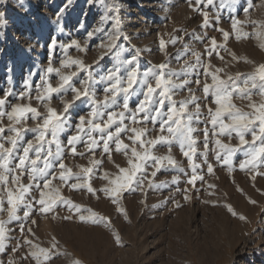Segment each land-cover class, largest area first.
<instances>
[{
	"label": "rangeland",
	"instance_id": "rangeland-1",
	"mask_svg": "<svg viewBox=\"0 0 264 264\" xmlns=\"http://www.w3.org/2000/svg\"><path fill=\"white\" fill-rule=\"evenodd\" d=\"M249 4L252 7L249 8L248 18L264 21V0H211V3L208 0H201L200 3L197 0H0V13L4 14L0 16V98L6 92H15L18 96L25 90L26 84H31L32 94L35 95L34 90L37 85H41V78L46 74L49 61H53L54 67L60 66L64 52L59 45L69 43L72 39L88 45L86 55L74 48L69 53L73 57L82 56L85 63L91 65L88 72L80 73L79 80L86 79L91 73L90 88L98 100H103V89L109 83L102 81L101 77L106 76L114 67H119L118 75L126 78L127 65L122 62L130 59L136 49H141L138 57L140 73L147 71L152 65L165 62V54L159 49L161 36L165 41L170 37L179 38L176 44H168L166 51L168 68L180 72L185 61L195 64L192 51L205 53V45L209 43L210 37L222 42L223 36L218 29L230 30L233 19L244 20V9ZM202 12L208 14L209 24L206 27L203 25ZM117 22L123 33L117 40L119 47L98 63H93L100 53L107 52L106 48L98 46L108 42L109 33ZM242 27L249 33L254 31L251 24ZM25 31H30V41L21 38ZM89 33L93 35L89 37ZM53 41L57 45L55 49L51 47ZM259 44L260 41L254 35L237 40L233 34L227 42L228 49L255 63L231 61L226 71L233 74L238 71L251 72L256 64L264 63V49ZM185 45L188 46L187 51ZM221 55L231 60L223 50ZM202 59H208L206 54ZM211 60L214 65L223 66L215 56ZM75 70V66L64 69L65 72ZM202 73L203 69L197 66L189 69L187 75L181 73L178 77H173V80L176 83L185 79L192 81L188 87L197 96H202L200 88L195 84L198 76L203 80ZM47 78L54 86L59 79L55 73L48 74ZM79 80L76 81V87H81ZM188 87L176 89L174 99L186 97ZM134 88L136 94L130 99V107L133 108V102L142 99L144 90L139 83ZM64 98L71 99V94ZM252 98L259 103L258 90H253ZM81 99L83 103L77 102L78 108L71 112L72 124L78 122V115H85L91 108L88 98ZM8 100L10 104L23 102L12 96ZM120 102L122 101H118ZM233 102L244 111H250L247 100L234 96ZM33 106H36L35 102ZM52 106L60 107V101L53 100ZM5 107L10 110V105ZM192 107L194 106H190V109ZM166 110L165 108L164 111ZM206 119L205 109L199 121L193 122V127L197 129L194 136L197 137V148L200 152L204 150L202 130L206 126L211 128L210 124L205 123ZM8 123L5 117L4 124ZM36 123L29 114L26 127H34ZM148 127L152 128L153 125L149 123ZM155 129L150 135L158 134V122ZM70 134L72 129L66 126L65 131L59 135L62 144H66V138ZM4 135L11 133L6 131ZM94 135L99 137L98 133ZM35 136L36 133L25 130L15 155L22 154V147L27 141L34 140ZM221 138L232 145L239 143L235 134L230 141L227 137ZM245 138L251 141L250 134ZM0 142H4L5 147L10 146L6 141ZM48 147L45 145V149ZM51 148L55 151V144ZM79 150H82V146ZM167 150V146L157 147L156 154H165ZM172 153L179 168H161L152 178L154 187H147L146 181L144 192L132 191L124 194L122 206L127 210V219L104 197L97 200L81 192L63 189L64 195L71 196L77 203L108 216L111 220L110 227L104 224L81 223L75 219L53 220L51 216L43 217L34 212L33 218L37 224L33 226V231L42 246L47 247V242L54 235L60 241L61 248L70 254L55 257L49 264H70L73 258H79L83 264H264V176L257 175L253 182L251 173L239 169V161L245 158L240 151L234 157L235 167L231 174L226 167L217 165L210 153L208 160L214 164V174L206 175L207 168L202 164L204 157L197 155L195 162L201 164L199 171L205 175L207 183L197 180L193 187L187 183L192 174L187 158L176 144L172 147ZM114 159L123 165L122 156H114ZM16 163L18 160L12 159L10 166ZM65 163L73 166L75 171L77 169L74 165L85 164L86 159L76 157L73 160L68 157ZM104 166L112 168L107 162ZM152 170L151 167L148 168L149 174ZM258 171H264V165ZM173 177L179 179L174 182ZM27 182L25 179L24 183ZM101 183L99 179L94 181L96 187ZM208 184H215V189H209ZM185 190L189 199H185ZM210 192L215 194L210 195ZM250 199L256 203H250ZM226 204H230L239 215L247 219L242 220L239 215H233L225 207ZM55 213L58 217L68 214L63 206L57 207ZM19 215L23 216V209ZM20 223L24 221H14L8 225L13 231L5 251L0 252V264H8L10 257L16 260V264H35L31 258L21 259L27 249L23 246ZM113 229L120 234L119 244L115 242ZM18 243L21 247L13 253V248Z\"/></svg>",
	"mask_w": 264,
	"mask_h": 264
},
{
	"label": "snow or ice",
	"instance_id": "snow-or-ice-1",
	"mask_svg": "<svg viewBox=\"0 0 264 264\" xmlns=\"http://www.w3.org/2000/svg\"><path fill=\"white\" fill-rule=\"evenodd\" d=\"M200 2L201 0H197V3ZM208 2L211 3V0ZM250 7L251 4L244 9V20H232L230 30L218 29L223 36L222 42L210 37L209 43L205 45V53L192 51L195 64L185 61L180 72L168 68L166 51L167 45L176 44L178 37H170L168 41H165L163 36L160 37L159 49L165 54V62L152 65L143 73L139 71L138 61L141 49H136L130 59L122 62L127 65L126 78L118 75L119 67H114L106 76L101 77L102 81L109 82L103 89V100L96 99L90 88L91 73L86 79L79 80L80 73L88 72L91 65L85 63L82 56L70 55L69 50L73 48L85 55L89 50L86 42L82 45L75 39L59 45L64 52L60 66L54 67L53 61H49L46 74L41 78V85H37L34 90L35 95L32 94L31 84H26L25 90L18 96L15 92H6L5 96L0 98V141H6L10 146L5 147V143L0 142V252L5 251L6 243L11 238L13 229L8 225L23 220L24 223L19 224V231L27 251L21 259L31 258L35 264H49L55 257L70 255L61 248L60 241L54 235L47 242V247L42 246L33 231V226L37 224L33 213H39L43 217L51 216L53 220L75 219L81 223L111 226L108 216L77 203L71 196L64 195L63 189L67 188L69 192H81L97 200L101 197L108 199L116 206V211L127 219V210L122 206L125 193L144 192L146 181L147 187H154L152 178L161 168H179V163L172 153L174 144L179 146L182 155L189 162L192 174L187 183L193 187L197 180L207 183L205 175L199 171L201 164L195 162L197 155L204 157L202 164L207 168L206 175L214 174V164L208 160L210 153L213 154L215 163L226 167L231 174L235 167L234 157L240 151L245 158L239 161V169L251 173L253 182L257 175L264 176V171H258V168L264 165V63L256 64L251 72L238 71L233 74L226 71L231 61L255 63L228 49L227 42L233 34L237 40L254 35L260 41L259 46L264 49V21L248 18ZM3 15L0 13V16ZM201 15L206 27L209 24L208 14L202 12ZM248 24L253 25L252 33L244 31L242 27ZM88 35L91 37L93 33ZM121 35V25L117 22L109 33L108 42L98 46L106 48L107 52L100 53L93 63H98L105 55L118 48L117 40ZM56 46L53 41L51 47L55 49ZM185 50H188L187 45ZM221 50L227 53L231 60L221 55ZM205 54L207 60L202 59ZM213 56L219 59L223 66L214 65L211 60ZM73 66L75 71H64ZM197 66L203 69V80L199 76L195 80L202 96H197L193 89L188 87L192 81L185 79L176 83L173 80V77H178L181 73L187 75L189 69ZM50 73L59 77L55 86L47 78ZM77 80L81 87L75 86ZM137 83L143 85L144 90L142 99L133 102V108L130 107V99L136 94L134 85ZM185 87H188V95L180 100L174 99L175 90ZM253 90H258L259 103L252 98ZM68 94H71V99L64 98ZM9 96L23 102L10 104ZM234 96L247 100L250 111L238 107L233 102ZM82 97L88 98L91 108L85 115H78V122L72 124L71 112L78 108L77 102L83 103ZM57 99L61 106L53 107L52 101ZM33 102L36 106H33ZM6 105H10V110H6ZM190 106L194 107L190 109ZM205 109V123L210 124L211 128L206 126L202 130L204 150L200 152L197 148V137L194 136L197 129L193 127V122L199 121ZM29 114L31 119L37 121L31 128L26 127ZM5 117L9 121L7 125L4 124ZM157 122L159 132L152 136L150 133L156 130ZM149 123L153 125L152 128L148 127ZM66 126L72 129V134L67 136L66 144H62L59 135L65 131ZM25 130L36 133L35 139L27 141L22 147V154L16 156L19 141L23 139ZM6 131L11 135L5 136ZM94 133H98L99 137ZM233 134L238 138L237 145L226 143L221 138L227 137L230 141ZM248 134L251 135V141L245 138ZM52 144H55V151L51 148ZM45 145L49 147L45 149ZM81 146L82 150H79ZM163 146H167V152L156 154L157 147ZM117 155L124 158L123 165L114 159ZM68 157L73 160L76 157L86 159V163L75 164L77 170L74 171L73 166L65 163ZM12 159L18 160L14 166H10ZM105 162L112 165V168H105ZM149 167L153 169L150 174ZM25 179L27 183H24ZM97 179L102 182L99 187L94 185ZM172 179L175 182L179 177ZM215 187V184H208L209 189ZM185 193V199H189L187 190ZM249 202L256 203L251 199ZM60 206L67 209V215L57 216L55 209ZM225 207L233 215H239L230 204ZM21 209L22 217L19 215ZM239 218L247 219L243 215H239ZM113 236L117 244L121 243L120 234L114 229ZM20 247L21 244L18 243L13 248V253ZM8 264H16V260L10 257ZM70 264L83 262L79 258H73Z\"/></svg>",
	"mask_w": 264,
	"mask_h": 264
},
{
	"label": "bare ground",
	"instance_id": "bare-ground-1",
	"mask_svg": "<svg viewBox=\"0 0 264 264\" xmlns=\"http://www.w3.org/2000/svg\"><path fill=\"white\" fill-rule=\"evenodd\" d=\"M142 4V3H141ZM156 6V5H155ZM136 27V26H135ZM145 27H146V29L148 30V26L147 25H145ZM136 29V28H135ZM145 29V30H146ZM23 33V37H21V38H25V39H27L28 41H30V37H31V33H30V31H25V32H22ZM141 33V32H140ZM144 33V32H143ZM144 35V34H143ZM20 38V37H19ZM26 41V40H25ZM33 46V45H32ZM35 46V45H34ZM263 221H264V217H263ZM240 264H243V263H240Z\"/></svg>",
	"mask_w": 264,
	"mask_h": 264
}]
</instances>
